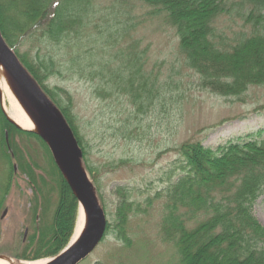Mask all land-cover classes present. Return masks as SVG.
Returning <instances> with one entry per match:
<instances>
[{"label": "trees", "instance_id": "16d2710c", "mask_svg": "<svg viewBox=\"0 0 264 264\" xmlns=\"http://www.w3.org/2000/svg\"><path fill=\"white\" fill-rule=\"evenodd\" d=\"M92 1L0 0V32L23 67L61 112L81 149L82 164L96 185L72 115L71 99L65 92L51 90L46 84L56 73L53 61L38 62L26 53H19L22 40L31 34L40 33L46 41L56 44L71 37L80 39L83 17ZM139 1L151 9L150 15H165L176 32L184 66L198 76L199 89L239 99L249 88L264 86V0ZM223 16L241 24L242 30L234 31L232 38L223 36L216 28L217 20ZM130 58L116 68L111 67L110 60L106 63L94 60L93 67L100 70L94 74L102 78L107 92H111L108 96L115 92L125 95L142 110L157 95L158 87L155 79L143 73L142 55L134 53ZM4 132L13 161L6 153ZM0 135V147L10 171L15 164L40 197H43L41 188L49 182L43 176L36 177V170L50 178L53 189H57L52 220L44 222L42 215L41 223L33 227V234L27 237L15 258L32 262L55 257L73 234L77 201L38 136L18 130L1 112ZM18 135L39 143L50 162L47 169L25 160L14 142ZM173 151L180 163V177L174 183L169 180L167 188L148 198L143 206L130 201L131 190L116 189L118 203L112 227L116 239L130 247L127 230L131 215L148 214L154 202H162L160 237L162 242L174 247L177 264H264V227L252 213L254 203L264 193V129L235 136L215 148L205 147L200 141H186ZM38 183L40 189L36 187ZM96 193L101 198L98 186ZM110 229L107 223L105 235Z\"/></svg>", "mask_w": 264, "mask_h": 264}, {"label": "rangeland", "instance_id": "374dc122", "mask_svg": "<svg viewBox=\"0 0 264 264\" xmlns=\"http://www.w3.org/2000/svg\"><path fill=\"white\" fill-rule=\"evenodd\" d=\"M150 14L151 9L139 0H93L83 17L79 41L71 37L49 43L40 33L31 32L19 46L20 54L35 61H53L56 73L46 84L71 99L87 164L102 198L96 193L97 199L111 225L96 249L79 264H177L174 247L160 237L162 202H154L148 214L131 215L127 230L130 247L116 239L112 228L116 189L131 190L130 201L143 206L148 198L164 191L169 180L174 183L180 177V163L173 151L180 144L200 141L215 148L235 136L264 129V86L249 88L239 99L199 89L198 76L184 66L179 54L175 30L165 15ZM216 28L228 38L242 30L238 20L227 16L217 20ZM134 53L142 55L143 73L155 79L158 87L157 95L142 110L125 95L115 92L108 96L111 92L94 74L100 70L92 65L94 60H110L112 68L121 67ZM1 139L0 135V143ZM4 142L10 156L5 132ZM14 142L28 163L44 170L50 166L35 139L18 135ZM34 174L49 182L45 188L36 185L43 197L32 190L15 164L10 171L0 147V205L8 208L0 220V257L27 262L15 258L20 248L33 234V227L41 223L42 215L44 222L52 220L57 189L41 170ZM252 213L264 227V193ZM35 215L39 217L34 223Z\"/></svg>", "mask_w": 264, "mask_h": 264}, {"label": "water", "instance_id": "95a60500", "mask_svg": "<svg viewBox=\"0 0 264 264\" xmlns=\"http://www.w3.org/2000/svg\"><path fill=\"white\" fill-rule=\"evenodd\" d=\"M10 92L20 104L32 129L13 122L3 108V91ZM0 108L5 118L18 130L38 136L77 201V216L86 217V226L76 242L68 245L46 264H79L102 241L107 220L94 185L82 165V152L61 112L33 80L6 44L0 32ZM7 142V135L5 136ZM4 215V214H3ZM72 238V237H71ZM22 263V262H20Z\"/></svg>", "mask_w": 264, "mask_h": 264}, {"label": "bare ground", "instance_id": "6f19581e", "mask_svg": "<svg viewBox=\"0 0 264 264\" xmlns=\"http://www.w3.org/2000/svg\"><path fill=\"white\" fill-rule=\"evenodd\" d=\"M3 108L7 116L17 125L25 129H32V126L28 121V119L26 118V115L23 112L22 108L20 107V104L17 102L15 97L7 90L3 91ZM85 226H86V217L84 216L83 213H81L80 215L77 216L70 245L78 240V238L83 233ZM47 262L48 259L38 260L34 262L20 263L3 256L0 257V264H46Z\"/></svg>", "mask_w": 264, "mask_h": 264}, {"label": "flooded vegetation", "instance_id": "af4514ba", "mask_svg": "<svg viewBox=\"0 0 264 264\" xmlns=\"http://www.w3.org/2000/svg\"><path fill=\"white\" fill-rule=\"evenodd\" d=\"M11 157H12V155H11ZM8 191H9V189H8ZM7 211H8L7 207H1V205H0V220H2L3 213L7 214ZM25 231L27 232V228L25 229Z\"/></svg>", "mask_w": 264, "mask_h": 264}]
</instances>
